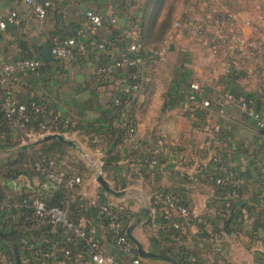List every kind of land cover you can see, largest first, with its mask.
I'll return each instance as SVG.
<instances>
[{
  "label": "crops",
  "instance_id": "crops-1",
  "mask_svg": "<svg viewBox=\"0 0 264 264\" xmlns=\"http://www.w3.org/2000/svg\"><path fill=\"white\" fill-rule=\"evenodd\" d=\"M140 1L52 0L48 16L44 20H38L21 0L16 3L12 0H0V13L15 9L20 20L18 26L0 30V60L26 56L41 59V65L36 72L27 76L25 84L14 86V94L20 100L30 97L43 100L49 107V113L56 112L76 122V128L67 138L74 141L82 152L101 159L105 170L104 179L112 188L128 192L124 204L131 212L133 221L154 185L181 195L193 213L208 219V225L203 229L189 223L177 229L168 223L158 222L155 227L142 223L132 234L143 249L159 254L161 250H166L165 256L175 261L184 259L187 264L191 259L192 264H264V228L252 231L255 220L259 217L261 220V213L264 217L261 207L264 199V130L258 129L239 107L229 105L222 115H218L214 104L220 91L232 88L235 92L253 96L257 108L264 113L261 76L251 71V68H255L259 73H264V60L245 61L246 65L242 67L238 77L226 75L225 67L233 61V55L226 51L218 57L211 55L208 46L205 47L199 41L196 28L193 27L182 29V37L179 35L182 47L171 43L172 48L163 57L161 63L170 65V70L165 67L166 64H161L159 77L144 78L147 70L145 61L139 69L142 88L134 96L130 108L137 119L136 139L146 143V151L156 148L159 163L156 167H148L146 172H139L138 169L143 165L136 160L129 144L123 141L113 147L110 135L106 134L108 122L113 115L112 97L120 92V88L130 78L129 71L124 68L112 76L96 77L94 68L103 63L106 57L95 49H89L81 59L67 63H57L54 59L46 62L41 55L46 46L50 47L54 41L75 30H81L85 40L105 41L115 51L123 49L120 37L129 28L130 19L136 14ZM91 13L104 17L102 26L91 25ZM111 17L115 19L114 23L110 22ZM238 17L240 20L248 18L242 14ZM238 27L243 34L251 33L242 22L238 23ZM255 36L262 40L264 32L255 33ZM186 42L192 44L187 50L183 49ZM180 54H185L187 58L173 66L171 59L181 57ZM191 82H201L207 87L208 95L213 101L210 109L195 114L186 111ZM168 93L174 95L175 104L164 107V97ZM210 117L221 122L222 130L218 140L223 165L239 174L243 181L241 198H234L232 202L226 198L225 191L215 190L211 183L215 173L213 165L208 173L200 177L198 183L188 180V175L196 167L195 160L190 155L201 152L199 147L205 141L201 127ZM13 139L9 144L0 136L1 169L6 161L14 158L18 150L28 153L41 151L43 143L52 141L37 142L24 149L25 145L19 143V138ZM65 146V149L57 152L43 153V156L54 158L55 165L48 167L41 163L40 156H36L35 168L3 180L2 185L6 189L0 202L19 199V187L14 188L13 182L16 181L19 186L20 179V191H30L29 186L35 187L47 181L49 171H65L69 165L76 167L77 172L83 175V181L72 188L65 182L54 181L51 191H56V200L64 195V191H76V195L87 196L99 191L101 188L98 184L90 181L84 173L85 161L82 167L77 164L79 159L74 157L77 150ZM110 149L120 156L118 161L112 162L113 166H107L105 160ZM135 171H138L137 174ZM211 190H215L213 197L208 196ZM230 203L234 206V212L230 222L226 223ZM73 205L76 206L77 202H73ZM12 216L13 218H8L9 221L3 223L0 212V227L10 225L17 239L19 216ZM171 233L176 236L170 237ZM111 250L113 251L112 248ZM140 258L141 264H173L164 259ZM3 264H12L7 254L4 255Z\"/></svg>",
  "mask_w": 264,
  "mask_h": 264
},
{
  "label": "built area",
  "instance_id": "built-area-1",
  "mask_svg": "<svg viewBox=\"0 0 264 264\" xmlns=\"http://www.w3.org/2000/svg\"><path fill=\"white\" fill-rule=\"evenodd\" d=\"M12 1L16 3L19 0ZM21 1L29 7L33 17L38 20H44L52 7V0ZM205 16V19L208 22L212 21L214 26L209 28L205 22L197 24L196 34L199 41L207 43L209 52L214 57L220 56L225 51L233 55V61L225 67L226 75L238 77L242 67L246 65L245 61H256L255 59L264 57V37L261 40L255 36V33L264 32V13L257 19L243 20H240L237 14L228 11L221 15L207 13ZM104 20V17L97 13L89 14V21L93 27L102 26ZM109 20L115 22L113 17ZM239 22L251 31L249 35L241 32L238 27ZM19 24V16L15 9L0 13V30L16 27ZM175 25L179 27L180 23L175 22ZM130 26L121 36L125 42L124 48L119 51H115L105 41L85 40L83 32L77 30L74 35L53 43L50 46L51 55L55 61L67 63L77 60L88 49H95L106 57L105 62L99 63L94 68V74L97 76H112L121 69L139 67L145 62L149 53L143 50L137 35L132 30L135 24L131 23ZM40 65L41 59L36 56L0 60V112L13 128L19 131L21 145H28L51 134H59L67 138L76 127V122L68 116L57 114L48 117L47 104L43 100L35 97L20 100L15 96L14 86L25 84L27 76L36 72ZM251 71L253 74H260L261 85L264 87V73H259L255 68H251ZM132 78H136V75H132ZM141 88L142 80H136L121 87L120 92L112 97V107L116 113L114 122L123 129L124 140L133 149L137 147V119L130 113V105ZM212 103L208 89L203 83H190L186 111L195 114L210 109ZM214 104L218 115H222L227 106L235 105L252 119L258 129H264V113L257 109L253 96L225 89L217 94ZM29 109L31 114L38 113L43 116L30 129H28V123L31 121ZM201 130L205 135V141L199 147L200 153L190 155L191 159L195 160L196 167L188 175V180L198 183L200 177L208 173L213 165L215 173L211 183L217 187L232 188L233 191L224 192L226 198L238 196L235 189L239 187L241 181L237 178L236 172L227 169L221 160V146L218 140L222 130L221 122L210 117L205 120ZM80 157L85 161L84 173L87 174L88 179L101 188L92 195H76V191H64V195H60L56 200V191H51L54 181L65 182L69 188L83 181V175L77 172L76 167L69 165L65 171H49L47 181L35 187L29 186L30 191H20L22 189L20 179L19 186L16 181L13 182L14 188L19 187V199L0 202L3 223L9 221L8 218H13L12 215L19 216L17 239L22 258L21 260L19 257L20 262L23 264H141L136 246L127 235V228L133 222L131 212L124 204L128 192L121 191L120 188L114 189L108 184L115 193L120 194L111 195L98 182V177L105 178L101 159L86 152L80 153ZM40 160L48 167L55 165V159L52 157L42 156ZM140 163L143 166L147 163L148 167L158 166L154 157L149 160L144 159ZM214 191H209L208 196L213 197ZM262 192L264 194V186ZM75 201L76 206L73 205ZM261 207L264 208V199L261 201ZM141 208L148 210L142 223L150 227H155L161 220V223H168L175 229L185 223L192 226L208 225L202 215L195 214L189 209L181 195L158 186L151 190ZM189 217L195 221L189 222ZM1 227L12 229L10 225L5 226V224ZM0 250V264H3L4 255L8 253L7 249Z\"/></svg>",
  "mask_w": 264,
  "mask_h": 264
},
{
  "label": "trees",
  "instance_id": "trees-1",
  "mask_svg": "<svg viewBox=\"0 0 264 264\" xmlns=\"http://www.w3.org/2000/svg\"><path fill=\"white\" fill-rule=\"evenodd\" d=\"M165 2H166V0H141L138 4L137 9H136V14L134 16H132L130 19V22L132 24H135V26L132 27V30L137 35V39L141 43L143 50H145L149 53L145 59H149L152 57V53H151L150 48L152 46H157L163 40L164 36L170 32L171 26L173 25L172 22L174 23V21H172V18H171L172 15L170 12L163 14ZM224 3L226 4L228 12H231V13L238 12V11H236V9L231 7L232 2H230V0H224ZM224 13H225V11L222 14H224ZM205 14L206 13H204V15ZM216 15H219V14H216ZM129 27H131V26H129ZM75 33H76V30L66 37L72 36ZM66 37H64V38H66ZM64 38H61L57 41H60ZM120 39L122 40L123 45H124L125 40L122 39V37H120ZM57 41H54L53 43H55ZM88 51H89V49L86 52H88ZM85 53L81 54L78 59H81ZM26 57H32V56H26ZM57 63H59V62H57ZM126 69L130 73V78L127 80L125 85L131 84V83L135 82L136 80H140V81L142 80L141 79V72L139 70L140 66L139 67L126 68ZM138 70H139V72H138ZM134 74L136 75V78H132V75H134ZM95 76L98 78L106 77V76H97V75H95ZM125 85H123V86H125ZM230 90L235 92V90H233L232 88H230ZM235 93H239V92H235ZM166 95H167L166 99L168 98V100H166V101L174 102V100H176L174 98L173 94L168 93ZM255 103H256V100H255ZM165 104H164V106H165ZM49 112H50L49 107L47 105V116L48 117H52V116H55L58 114L56 112L55 113H49ZM28 113L31 115V121H30V123H28V129H30L32 126L36 125L37 122L43 116L41 114H38V113H36L34 115L31 114L30 109L28 110ZM130 113L134 116L131 108H130ZM115 117H116V113L113 110V115L108 122V125H107L108 127H107V131H106V134L108 136L110 135L109 136V138L111 139L110 143L113 147L122 143L123 141H125L123 129L119 125L115 124V122H114ZM0 136L4 141H6L9 144H10V142H12L14 140L13 139L14 137L16 139L19 138V131H17L15 128H13V126L8 122V120L6 119V117L4 116V114L2 112H0ZM136 142H137L136 148L133 149L131 146L130 147L132 149V153L135 155L136 160H138V162L143 161L144 159L149 160V159L154 157L157 159V162L159 163L156 148L151 149L150 151L147 150L148 151L147 152L144 148L146 143H142L138 140ZM42 145L44 146V148H42L41 151L40 150L39 151L34 150V152H32V153H28L26 151L18 150L16 152V155L14 156V158L12 160L6 161L2 165V169L0 167V199L3 198V196H4L3 191H5V189H6L5 186L2 185L3 180H8L10 178H14L23 172H26V173L29 172L28 169L35 168L36 156H40V158H41L44 155L43 153H48L50 151L57 152L59 150H63L66 148V146L63 143L56 141V140H52L50 142L43 143ZM119 158H120L119 154L117 152H113V149H110L107 152V157L105 159L107 166H110V165L113 166L112 162L118 161ZM77 164L80 167L83 166L82 161H80V160L77 161ZM147 168H148V164L145 163V165L143 167H140L138 169V171L141 172L143 170V172H146ZM138 171H135L136 172L135 174H137ZM236 175H237V178L241 181L239 187L237 189H235L237 191L238 196L228 197V199L230 201L234 198L235 199L241 198L240 191H241V186H242L243 181H242V178L239 174H236ZM156 187L157 186H155V185L152 186L151 190L156 188ZM216 189H217V191H220V190L221 191H233V189L230 187L223 188V187L215 186V190ZM166 191H171V190H166ZM229 208H230V210L228 212L229 217L227 218L226 223L230 222V220L232 218V214L234 212V206L232 203H230ZM263 212H264V208H263ZM237 215H239V213ZM261 216H262L261 220H260V217L255 220L256 222L253 224L252 231H256L258 228H264V217H263L262 213H261ZM202 218L205 220L206 223H208V219H205L204 216H202ZM194 221L195 220L193 218L189 217V222H194ZM160 222H162V220ZM195 226L200 227V229H203L205 227L203 224H196ZM0 231H2L5 235H7L11 239V241L13 242V244L17 250L18 256L22 260L20 252H19V246L17 244L16 237L14 235V231L10 228H7V227H5V228L1 227ZM170 235H171L170 237H173L175 234L171 233ZM0 244L5 249H7L8 254L12 256L11 251L8 248V246L5 244V242L0 240ZM161 254L166 255L167 254L166 250H161ZM177 262L180 264H187L186 261H184V259L177 260ZM21 263L23 264V262H21ZM189 264H192V261H190Z\"/></svg>",
  "mask_w": 264,
  "mask_h": 264
},
{
  "label": "rangeland",
  "instance_id": "rangeland-1",
  "mask_svg": "<svg viewBox=\"0 0 264 264\" xmlns=\"http://www.w3.org/2000/svg\"><path fill=\"white\" fill-rule=\"evenodd\" d=\"M230 2H232L231 7L238 11L234 13L237 15L242 14L246 15L248 18L257 19L264 13V0H230ZM227 10L228 9L226 7V4L224 3V0H166L163 9V14L170 12L172 15V21H174V23L172 22L173 25L171 26L170 32L164 36L163 40L157 46H152L150 48L152 57L146 59L147 70H145L144 72V78H151L154 76L159 77L161 71V64H166L165 67L169 70L171 69L170 65L161 62H163V57H166V52H168V50L170 49L171 43H175V45L177 44L182 47V42L179 41V35L182 37V35L180 34L182 29L184 30L193 28L196 27L197 24H202L204 22L207 24V27L212 28V26H214L213 22H208L207 19H205L206 14L204 15V13L221 15L224 11ZM175 22H179L180 26H176ZM206 45L207 43L204 46L206 47ZM191 46L192 44L190 42H186L185 46H183V49L187 50ZM180 55L181 57H177V59H171V64L173 66L178 65L181 61H184L187 58L185 54ZM262 59H264V57H261L260 60ZM166 96L164 97L163 101V106L166 103L164 107H170L171 105L175 104V100L174 102L166 101ZM75 152V159H79L80 161H82V163H84L83 158L79 156L80 153L78 151ZM17 244L19 245L18 239ZM2 248L4 247L2 246ZM8 257L10 259V262L14 264L12 256L8 254Z\"/></svg>",
  "mask_w": 264,
  "mask_h": 264
},
{
  "label": "water",
  "instance_id": "water-1",
  "mask_svg": "<svg viewBox=\"0 0 264 264\" xmlns=\"http://www.w3.org/2000/svg\"><path fill=\"white\" fill-rule=\"evenodd\" d=\"M172 48V45H170V49ZM41 55L43 57V59L47 62L53 59L51 52H50V47L46 46L42 51H41ZM48 140H57L65 145H67L68 147H71L77 151H80V153L82 154L83 152L80 150V148L78 147V145L66 138L63 135H59V134H51V135H46L43 138L30 143L28 145H25L23 148H28L33 146L35 143L37 142H43V141H48ZM98 182L100 183V185L102 186V188H104L106 191H108L111 195L114 196H119V193H115L114 189H112L107 181H105L102 177H98ZM148 210L144 209V208H140L138 211V215L135 218V220L129 225V227L127 228V235L128 237L131 239V241L134 243V245L136 246L137 249V253L139 254V256L143 257V258H158V259H164L167 260L173 264H180L177 261H175L173 258L171 257H167L165 255L159 254V253H155L153 251H147L145 249H143V247L141 246V244L137 241V239H135V237L133 236L132 232L135 228L139 227L143 220L145 219L146 215H147ZM0 240L5 242V244L8 246V248L11 251L12 254V259L14 261V264H21L19 256L17 254V250L13 244V242L11 241V239L5 235L3 232L0 231Z\"/></svg>",
  "mask_w": 264,
  "mask_h": 264
}]
</instances>
